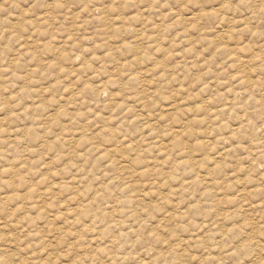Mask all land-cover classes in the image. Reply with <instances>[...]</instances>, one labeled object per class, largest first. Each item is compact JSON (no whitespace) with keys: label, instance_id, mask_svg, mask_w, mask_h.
Segmentation results:
<instances>
[{"label":"rangeland","instance_id":"374dc122","mask_svg":"<svg viewBox=\"0 0 264 264\" xmlns=\"http://www.w3.org/2000/svg\"><path fill=\"white\" fill-rule=\"evenodd\" d=\"M0 223V264H264V0H0Z\"/></svg>","mask_w":264,"mask_h":264},{"label":"bare ground","instance_id":"6f19581e","mask_svg":"<svg viewBox=\"0 0 264 264\" xmlns=\"http://www.w3.org/2000/svg\"><path fill=\"white\" fill-rule=\"evenodd\" d=\"M14 149H15V148H14ZM7 168H8V167H7ZM13 175H14V174H13ZM15 176H16V175H15ZM41 199H42V198H41ZM25 207H26V206H25ZM2 222H3V221H2ZM3 226H4L3 223H2V224L0 223V228L3 227ZM14 233H15V232H14ZM32 233H33V232H32ZM4 236H5V235H4ZM6 246H7V245H6ZM49 247H50V246H49ZM260 247H261V246H260ZM19 250H20V249H19ZM21 250H22V249H21ZM10 254H11V253H10ZM20 258H21V257H20ZM259 259H260V258H259ZM26 260H27V259H26Z\"/></svg>","mask_w":264,"mask_h":264}]
</instances>
